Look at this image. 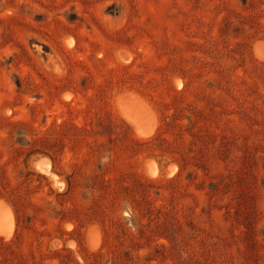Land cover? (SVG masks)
<instances>
[{"label": "rangeland", "instance_id": "rangeland-1", "mask_svg": "<svg viewBox=\"0 0 264 264\" xmlns=\"http://www.w3.org/2000/svg\"><path fill=\"white\" fill-rule=\"evenodd\" d=\"M0 264H264V0H0Z\"/></svg>", "mask_w": 264, "mask_h": 264}]
</instances>
